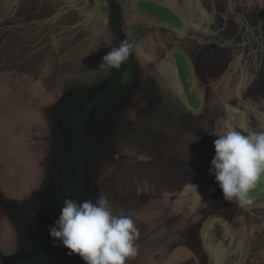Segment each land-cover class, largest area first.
<instances>
[{
	"label": "rangeland",
	"instance_id": "374dc122",
	"mask_svg": "<svg viewBox=\"0 0 264 264\" xmlns=\"http://www.w3.org/2000/svg\"><path fill=\"white\" fill-rule=\"evenodd\" d=\"M232 129L264 131V0H0V264H84L48 228L98 196L140 229L127 264H264V182L240 205L209 175Z\"/></svg>",
	"mask_w": 264,
	"mask_h": 264
},
{
	"label": "clouds",
	"instance_id": "9594fccd",
	"mask_svg": "<svg viewBox=\"0 0 264 264\" xmlns=\"http://www.w3.org/2000/svg\"><path fill=\"white\" fill-rule=\"evenodd\" d=\"M133 47L122 40L102 57L99 67L120 69ZM216 136L209 175L215 177L226 201L253 205L251 192L264 182V131L245 134L232 129ZM48 232L54 247L62 245L70 257L75 254L84 264H127L138 255L140 229L135 220L122 209L115 210L105 196L84 201L66 198Z\"/></svg>",
	"mask_w": 264,
	"mask_h": 264
},
{
	"label": "trees",
	"instance_id": "16d2710c",
	"mask_svg": "<svg viewBox=\"0 0 264 264\" xmlns=\"http://www.w3.org/2000/svg\"><path fill=\"white\" fill-rule=\"evenodd\" d=\"M140 9L149 16H152L160 21H163L168 24H173L176 26L180 25L179 20L177 17L167 8L162 5H158L155 3L145 2L142 1L139 4ZM176 61V68L178 71L179 80L181 82L183 91L185 96L190 104L191 107L197 108L198 103L196 101L195 95L193 92L190 91V84H189V70L187 65L185 64L184 59L181 55L175 54L174 55Z\"/></svg>",
	"mask_w": 264,
	"mask_h": 264
}]
</instances>
